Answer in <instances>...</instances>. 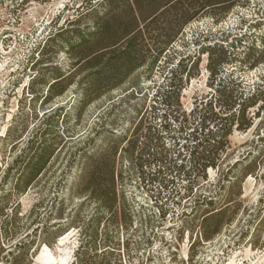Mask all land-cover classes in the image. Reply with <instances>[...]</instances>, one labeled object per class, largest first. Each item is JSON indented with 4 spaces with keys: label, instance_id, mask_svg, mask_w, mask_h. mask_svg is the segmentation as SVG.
Masks as SVG:
<instances>
[{
    "label": "rangeland",
    "instance_id": "rangeland-1",
    "mask_svg": "<svg viewBox=\"0 0 264 264\" xmlns=\"http://www.w3.org/2000/svg\"><path fill=\"white\" fill-rule=\"evenodd\" d=\"M148 1L155 8L167 0ZM193 1L182 3L189 7ZM104 2L0 0V264H47L43 255L46 249L56 257L68 256L67 264H75L82 225L96 215L100 216L96 252L88 248L81 255L87 264H264V43L259 39L264 35V0H234L227 12L197 14L147 79L144 71L150 63L148 57L118 88L86 103L77 121L69 109L76 104V82L85 71L65 81L61 95L41 104L56 74L52 66L62 73L71 69V56L61 40L52 42V35L77 28L97 34L88 50L104 45L99 43L102 36L109 39L105 44L111 45L121 34L120 25L125 24L115 15L128 9L115 0L113 8L106 11ZM74 21L77 23L71 26ZM106 22H110L107 30ZM240 37L242 41L235 43ZM232 43L233 49L228 47ZM213 45L226 47L235 59L220 66L221 81L232 82L220 98L221 111L212 105L213 112L224 119H208L203 130L201 118L189 113L194 107L198 112L215 97L207 70L210 57L199 50ZM251 45L258 53L243 62ZM219 51L216 47L213 58ZM194 54L198 63L195 66L191 65L194 59L188 64L185 61L191 77L183 78L178 120L168 135L160 127L166 106L155 94L169 83L178 59ZM36 61L38 65L33 68ZM39 75L36 80L34 76ZM133 86H138L139 94L130 96ZM257 86L254 106L245 109L243 116L238 114L243 108L238 106ZM31 90L35 94H30ZM232 98L237 100L233 121L226 107ZM59 108L60 142L54 156L25 194L12 193L17 173L12 170L4 186L8 168L33 131L42 127V115ZM238 124H242L240 129H236ZM66 129L70 134L64 132ZM172 135L177 147L170 139ZM192 137L208 140L196 156L204 159L201 163L207 167L194 170L186 180L168 171L167 164L181 162L176 157L178 151L188 154L180 147L187 146ZM132 146L129 160L124 150ZM164 157L167 164L155 161ZM183 162L187 167L193 165L188 155ZM96 166L101 167L97 176L108 193V172H113L115 200L110 210L99 212L97 203L87 199L90 192L85 188ZM162 183L166 189H161ZM172 193L178 196L172 198ZM199 197L211 200L212 206L198 204ZM221 209L220 215L205 225L208 237L202 239V219ZM215 226L217 233H213ZM67 231L68 241L58 245ZM107 242L117 246L109 244L114 249H103Z\"/></svg>",
    "mask_w": 264,
    "mask_h": 264
},
{
    "label": "trees",
    "instance_id": "trees-1",
    "mask_svg": "<svg viewBox=\"0 0 264 264\" xmlns=\"http://www.w3.org/2000/svg\"><path fill=\"white\" fill-rule=\"evenodd\" d=\"M114 1L115 0H105L103 6L104 10H108L109 8H111ZM119 1L121 2V7L126 6V9H128V11H122L121 15L119 16L118 14L115 15L116 17L122 18L125 24L123 23L122 25H120L121 34L118 36V38L110 43L111 45H106L105 41H108L109 39L102 36V42L99 43H104V45L102 44V46L97 50H88L93 45V41L96 40L97 34L90 32L85 33L77 28L65 30V32L61 31L52 35V42L61 40L67 54L71 56V69L67 72L62 73L59 72L60 70L56 68V66H52V70L56 74H54L55 77L52 79V82L48 83L46 96L42 99L41 104H46L51 97L53 98L54 96L61 95L64 82L67 80H72L75 75H79L80 73L85 71L86 73L76 82L77 90L75 92L76 96L78 97L76 104L74 106L72 104L69 109L74 112L77 120L79 118L80 111L86 103H88L90 100L98 98L108 91L118 88L125 78L131 76L140 67H142L145 58L148 57L150 58V63L144 71L147 79L153 72L154 66L159 58L164 54L165 51L169 50V47L172 46L178 36L182 33L183 28L187 24H189L197 14L227 12L231 9L234 0H195L191 4H189V7L184 6L182 0H167L163 2L162 5H159L155 8H153V2H149L148 0ZM76 23L77 21H74L69 24L72 26ZM109 24L110 22H106V27H104L105 30L109 29ZM252 28H255V26H252ZM68 33L71 35H69V37L67 38H63V36L65 34L68 35ZM241 39L242 37L235 38L234 42H240L242 41ZM259 39L264 43V35L260 36ZM47 47L48 46H46V49ZM216 47L219 48L220 51L218 55L213 58ZM228 47L233 49V43ZM86 50L88 51L84 52ZM199 50L201 53H203V51L206 52L210 57L207 64V70L210 73V84L215 88V97L213 98V100L208 101V103L205 104L204 108L201 106L198 112V107H194L189 114L196 115L199 117V119L201 118L200 128L205 130L204 123L208 119L211 122L224 119L218 117V113L221 111V108L219 106L221 103L220 98L223 97L226 85L231 84L232 82L224 83L222 82L223 80L221 81L219 77V74L221 72L220 66L228 63L229 61H233L235 59V55L231 53L230 50L226 47L223 48L222 45L206 46L205 48L200 47ZM257 53L258 50L254 45H251L250 48L247 49V53L245 54V59L243 60V62L253 59ZM195 55L196 54H194L192 57H187L186 60L178 59L175 64V69L171 71L169 83L163 86V90H161V92H157L155 94L157 99L161 100V104H164L166 106V111L161 116L164 125L160 127L161 132H169L168 135L171 134V132H174V122L178 120L177 115L180 111L179 96L183 88V78L187 80V78L191 77L190 70L186 71L187 64L189 62L191 63L193 59L196 62L193 61L191 65L195 64L196 66V64L198 63V57H196ZM185 61H187V64H185ZM37 65L38 64L36 61L32 65V67L36 68ZM40 77L41 75L34 76L36 80H39ZM34 78L32 79V81L34 80ZM214 83L215 85H213ZM259 87L260 86H257L256 91L249 97H247L246 101L242 102L244 104L238 106V109L240 107H243L237 111L238 114H241L243 116L245 109L254 106V102L256 100V97L258 96L257 93H259ZM131 89L132 90L129 92L131 93L130 96H132L133 92L139 94L138 86H133L131 87ZM30 92V94H35L32 93V90ZM236 101L237 100H234L232 98L230 103L226 105L227 111H231V116L229 119H231L232 121L235 117L234 113L236 112ZM199 104H201V101L199 102ZM212 105H214V107L218 106L219 112H213ZM61 111L62 108L55 110L53 109L52 114L47 115L46 113H44L42 115V117H44L42 127H38L33 131L31 137L26 140L25 146L22 148L20 155L8 168L4 178V186L9 182L12 170H15V172L17 173V177L15 178L13 186L10 190L12 191V193L25 194V192L43 175L44 171L46 170L49 162L55 154L56 144L60 142V136L57 132V123L59 120V112ZM67 115L68 113L66 112L62 119V123L64 125H66ZM232 126L233 122H231L229 129H231ZM153 127L154 126H149L148 129H153ZM241 127L242 124H238L236 126V129H240ZM181 128H185V126L183 125ZM247 128L249 127L247 126ZM216 131L219 132L220 130L218 129ZM64 132L70 134L68 129L64 130ZM209 134L210 132L208 131L207 135ZM76 139H78V137L69 141H75ZM170 139L174 141V135H172ZM152 140L157 141V139ZM55 141L57 142L55 143ZM188 142L189 144L187 146L182 145L180 147V150H186L188 154H183L178 151V155L176 156L178 160H181L180 163L176 164L175 162H168L167 164L166 157L161 160L155 159V161L157 163H162L165 161V163L169 167L167 168L168 171L173 170L174 172H176V174L184 176L186 180H190L191 175L195 171H197L198 168L200 170L207 167L205 164L201 163V161H203L204 159H202L201 157L197 158L196 156L199 155L198 150L202 149L206 145L208 140H199L196 137H192L191 139H188ZM127 144L128 141L125 143V145ZM161 145L163 147L165 144L161 143ZM173 145L174 147H177L178 143L174 141ZM131 148H133V146L129 148L127 147L124 150L125 152H128L129 160L132 156V154L130 153ZM123 149L124 148H122V150ZM188 150H190V152ZM186 155H188L189 163H193V165H190L189 167H187V165H185L183 162L186 158ZM79 166L81 168L83 167V160L79 161ZM100 169V166H96L94 174L89 179L87 188H85L86 192H90L87 199L94 200L97 203L99 212L102 209L110 210L111 204L115 200L113 172L112 170L108 172L109 178L107 181L109 183V189H111V191L108 193L107 188H104L103 190V187L99 180V176H97V171H99ZM168 183L172 184V182ZM160 187L161 189L167 188L166 184L164 183H162ZM170 195L172 196V198H176L178 196L177 193L175 195L173 193ZM197 203H200L201 205L205 204L209 207L212 206L211 200L207 201L206 197H199ZM126 210H129L128 206ZM12 212L14 216L17 214L15 208L12 209ZM221 212L222 209L202 219V239H207L208 237V233L207 231H205V225L209 221H211V219L219 216ZM128 213H130V211H128ZM99 217L100 216L96 215L92 217L88 221V223L82 225V230L80 229L82 241L77 250L75 264H87L86 260H84V258H81V255L88 248H93V251L96 252L95 243L98 239V228L100 222ZM115 224L117 225L118 222L116 221ZM48 227L52 226L50 225ZM217 232L218 228L215 226V228H213V233ZM103 244H105V240ZM109 244H111L112 246H117V244L107 242V244L104 245L103 249H114ZM106 251H108V249L104 250V252Z\"/></svg>",
    "mask_w": 264,
    "mask_h": 264
},
{
    "label": "bare ground",
    "instance_id": "bare-ground-1",
    "mask_svg": "<svg viewBox=\"0 0 264 264\" xmlns=\"http://www.w3.org/2000/svg\"><path fill=\"white\" fill-rule=\"evenodd\" d=\"M1 68V67H0ZM59 244L58 245H64L70 237V234L65 232L60 236ZM57 245V246H58ZM43 255L45 256V261L47 264H67L69 257H56L54 254H51L47 249L43 251Z\"/></svg>",
    "mask_w": 264,
    "mask_h": 264
}]
</instances>
